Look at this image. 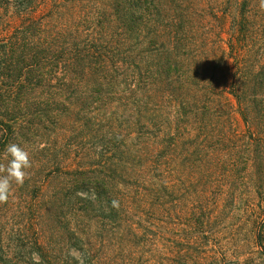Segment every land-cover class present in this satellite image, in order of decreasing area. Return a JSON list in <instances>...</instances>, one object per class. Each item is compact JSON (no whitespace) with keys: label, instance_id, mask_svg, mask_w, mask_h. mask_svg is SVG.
Segmentation results:
<instances>
[{"label":"trees","instance_id":"16d2710c","mask_svg":"<svg viewBox=\"0 0 264 264\" xmlns=\"http://www.w3.org/2000/svg\"><path fill=\"white\" fill-rule=\"evenodd\" d=\"M24 2L12 30L0 13V163L17 143L32 167L0 264H232L240 186L264 177L260 0Z\"/></svg>","mask_w":264,"mask_h":264},{"label":"rangeland","instance_id":"374dc122","mask_svg":"<svg viewBox=\"0 0 264 264\" xmlns=\"http://www.w3.org/2000/svg\"><path fill=\"white\" fill-rule=\"evenodd\" d=\"M5 1L6 3L0 10V13L2 14L4 20L9 21L8 27L6 25L4 26V29L12 30L21 23L22 18L19 17H21L22 13H24L22 11L23 7L18 6L19 1L21 0ZM40 1L41 0H27V2H24L23 5L25 6L27 4L30 7L37 6L38 8L34 10L33 15L38 18L40 15L46 12L45 8L39 6L38 3ZM223 29L224 33L222 35V39L226 41L228 38L226 33L229 29V20H225ZM231 102L233 103L234 101L231 99ZM234 118L237 130L239 132H243L245 127L242 118L239 114H235ZM33 157L37 160L41 159V155L39 153L34 154ZM258 179L262 181L261 184L257 183ZM262 179H264V177L260 178V174H256L252 176V182H249V184L246 185L242 184L240 186L241 194L244 195V197L249 192V199H247L248 201L246 202L235 204V207L240 211L239 214H242L238 216L239 218L237 219L236 223L239 225V227H242L238 229L234 239L227 246L229 252H227V260H224L225 263L264 264V250H262V248L256 247L254 243V219L250 216L247 217V213L245 212L247 211L248 214L255 213V215H257L260 213L261 215H264V180ZM248 205H252L250 211L247 207ZM235 247H237V252L231 253Z\"/></svg>","mask_w":264,"mask_h":264},{"label":"clouds","instance_id":"9594fccd","mask_svg":"<svg viewBox=\"0 0 264 264\" xmlns=\"http://www.w3.org/2000/svg\"><path fill=\"white\" fill-rule=\"evenodd\" d=\"M261 10H264V0H260ZM6 163H0V204L8 202L12 195L13 185L22 186L28 178V169L32 167L30 153L20 144L10 143L6 146ZM116 201L113 202L114 206ZM39 264L38 253L32 254Z\"/></svg>","mask_w":264,"mask_h":264}]
</instances>
